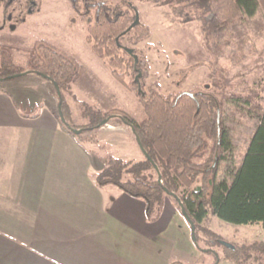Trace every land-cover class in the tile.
<instances>
[{
  "label": "trees",
  "instance_id": "1",
  "mask_svg": "<svg viewBox=\"0 0 264 264\" xmlns=\"http://www.w3.org/2000/svg\"><path fill=\"white\" fill-rule=\"evenodd\" d=\"M158 1L168 4L181 23L196 20L203 23L208 49L214 58L222 54L225 47L232 46L230 66L209 73L213 93L184 91L164 96L158 91L142 92L139 79L147 76L146 61L136 50L126 51L122 41L128 38L138 42L148 36L149 28L137 21L134 7L123 3L112 5L104 0L71 2L83 18L89 19L88 39L94 53L109 59L113 76L141 95L143 119L137 120L119 111L106 115L95 113L92 123L84 127L68 122L62 89L68 88L78 73L73 71V63L68 57L46 45L24 51V72L11 73L0 80L31 73L47 79L57 90L63 124L81 139L84 132L96 130L112 119L130 127L143 145L145 160L126 162L120 158H102L106 167L97 175L99 185H115L125 193L143 199L151 216H155L165 200L171 197L195 225V231L192 226L191 230L192 235H196L194 242L199 250L216 253L218 261L219 254L213 244H220L227 257L237 264H246L253 259L264 264L263 241L237 245L223 241L204 226L202 228L210 213L227 223L264 226V59L261 63L254 61L253 67L244 64L246 53L253 49V44L238 25L246 16L256 14L259 0ZM211 35L215 36L213 44L209 41ZM236 66L243 70L233 74L231 68ZM226 102L248 108L258 115L259 124L241 165L218 180L219 162L226 159L232 149L230 136L223 128ZM217 155L218 163L213 166ZM148 170L155 171L158 178L148 177L145 174ZM127 175L130 178L125 179ZM200 229L211 236L207 250L199 245Z\"/></svg>",
  "mask_w": 264,
  "mask_h": 264
},
{
  "label": "crops",
  "instance_id": "2",
  "mask_svg": "<svg viewBox=\"0 0 264 264\" xmlns=\"http://www.w3.org/2000/svg\"><path fill=\"white\" fill-rule=\"evenodd\" d=\"M29 80L51 87L34 73L0 85V264H184L200 257L175 200L151 216L143 199L97 182L107 148L127 135L135 150L132 130L103 127L90 140L77 137L56 113L53 89L39 111L33 103L27 113L18 102ZM109 135L119 140L108 142Z\"/></svg>",
  "mask_w": 264,
  "mask_h": 264
},
{
  "label": "rangeland",
  "instance_id": "3",
  "mask_svg": "<svg viewBox=\"0 0 264 264\" xmlns=\"http://www.w3.org/2000/svg\"><path fill=\"white\" fill-rule=\"evenodd\" d=\"M104 1L112 5L123 3L134 7L139 20L149 28L148 36L138 42L134 43L128 38L122 41L126 51L131 53L136 50L146 61L147 76L139 79L142 92L158 91L164 96H172L184 91L213 93L209 73L213 69L230 66L232 46L225 47L223 53L214 58L208 49L206 28L203 23L198 20L189 23L179 22L170 6L162 1ZM88 24L89 19L83 18L74 9L71 0H0V78L11 73H23L25 69L23 65L26 61L24 51L46 45L68 57L73 63V71L78 73L76 79L69 83V87L62 89L67 104L64 112L68 122L76 127H84L92 123V115L95 113L106 115L119 111L137 120L143 119L144 107L141 95L113 76L109 59L94 53L92 43L88 39ZM238 25L244 29L253 44V49L247 51L244 62L245 65L253 67L254 61L260 62L264 59V0H259V8L255 15L246 16L242 22H238ZM214 39L215 36L211 35L209 40L211 44L214 43ZM32 60L34 61V58ZM242 70L241 66L231 68L233 74ZM3 82L4 80H0V85ZM24 84L25 92L18 104L27 113L31 111L33 103L37 105L38 111L41 109L40 105L45 101L46 90L53 89L57 94L56 88L51 83L53 88H49L45 82L33 80L25 81ZM48 104L47 107L50 108L51 103ZM56 111L60 116V108ZM258 124V115L250 112L248 108L226 102L223 109V128L230 136L232 149L227 158L219 162L218 180L227 177L229 170L241 165L250 138ZM103 127L105 132H111L119 127L128 126L112 119L100 128ZM96 130L84 132L83 140L88 139V134ZM106 138L108 142L119 140L118 136L113 138L109 135ZM120 140L121 145L118 143L117 146L106 149V158H115L113 156L117 155L125 160L126 157L133 156L129 160L135 159V162L145 160V154L136 138L134 151L127 143V135ZM91 141L94 139L92 138ZM98 163L104 161L101 159ZM145 174L151 179L158 178L153 170H148ZM128 178L129 175L125 176V179ZM203 226L228 243L243 245L256 241L264 242L262 224L227 223L210 213L203 222L202 228ZM199 236L200 247L203 250L210 248L207 243L211 239L210 234L200 229ZM213 247L219 254L218 261H216V253L202 251L200 257H191L183 263L237 264L227 257L223 245L213 244ZM246 264H260V262L253 259Z\"/></svg>",
  "mask_w": 264,
  "mask_h": 264
},
{
  "label": "water",
  "instance_id": "4",
  "mask_svg": "<svg viewBox=\"0 0 264 264\" xmlns=\"http://www.w3.org/2000/svg\"><path fill=\"white\" fill-rule=\"evenodd\" d=\"M137 21H139V15H138V14H137ZM190 94H191V93H190ZM60 114H61V116H62V112H61V111H60ZM218 123H219V127H220V112H219V111H218ZM138 141H139V140H138ZM139 145H140L142 151L144 152L143 145L141 144L140 141H139ZM218 159H219V156L217 155L216 158H215V162H214V165H213V166H216V164L218 163ZM183 213H184L186 219H187L188 221H190V218H189V216L187 215V213L185 212L184 209H183ZM190 224H191V226H192V230L195 231V225H194L191 221H190ZM192 238H193L194 241L196 240V235H195L194 233H193V235H192Z\"/></svg>",
  "mask_w": 264,
  "mask_h": 264
}]
</instances>
